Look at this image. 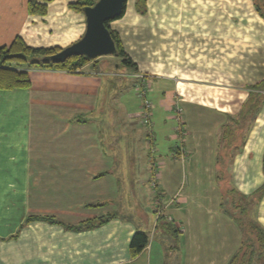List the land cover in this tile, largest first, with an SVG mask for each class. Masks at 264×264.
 Listing matches in <instances>:
<instances>
[{"label": "crops", "instance_id": "0c3cea01", "mask_svg": "<svg viewBox=\"0 0 264 264\" xmlns=\"http://www.w3.org/2000/svg\"><path fill=\"white\" fill-rule=\"evenodd\" d=\"M145 1V12L140 13L135 0H125L122 13L109 21L136 67L117 71L93 61L75 72L32 67L28 87L0 90V160L4 163L0 165V264H166L159 240L149 239L137 255H130L129 242L140 229V220L122 208L123 202L133 199L127 193L137 196L133 200L137 214L147 208L148 176L155 184L159 180L161 195L167 192L163 183L169 184L167 178L162 181L167 165L160 153L149 157L142 151L138 156V124H145L138 115L141 100L134 88L138 75L148 80L153 104L145 124L150 126L147 149L157 152L151 143L163 145L162 135L168 121L175 119L171 112L178 103L185 107L184 124L200 119L204 127L209 126L201 135L207 138L202 149H212L213 163L214 150L228 148L221 137L208 143L212 133L232 121L249 87L264 79V17L255 0ZM27 2L0 0V45L19 35L29 45L64 47L83 33L84 14L69 8L68 0H52L45 15L30 14ZM259 3L264 10V0ZM128 81L138 102L132 98L128 103L122 92L117 96L116 90ZM207 108L215 110L212 119L206 117ZM115 110L125 112L122 120L132 139L130 148L121 149L120 162L114 128L111 131L117 122ZM173 129L176 132V126ZM182 144L185 155L191 149L184 138ZM240 145L229 147L234 150L226 169L232 185L250 193L263 181L264 100ZM175 152L171 150V156ZM126 179L134 189L121 184ZM193 212L191 208L189 214ZM107 214L114 215L89 228L66 225ZM254 216L264 228V195L254 207ZM28 217L35 218L27 221ZM182 223L181 250L189 239V226ZM237 230H231L235 244ZM223 236L225 240L219 238L214 249L225 246L227 233ZM198 242L206 248L205 241ZM212 256L215 264H221L215 251Z\"/></svg>", "mask_w": 264, "mask_h": 264}, {"label": "rangeland", "instance_id": "374dc122", "mask_svg": "<svg viewBox=\"0 0 264 264\" xmlns=\"http://www.w3.org/2000/svg\"><path fill=\"white\" fill-rule=\"evenodd\" d=\"M70 1L74 0H68V2ZM49 46H57L62 48V46H59L58 44ZM98 61L102 68L110 70L114 69L117 71L127 69L126 65H123L120 58L115 55L99 56ZM115 64H118L119 66L117 67L115 66ZM149 80L152 83V78H149ZM131 84V81H128L126 85L118 88L116 90V93H118L117 96H119V94L122 92L125 95V98L129 101L128 103L133 101L132 98H134L135 102H138L139 99L134 95L132 88L133 85ZM179 106L181 107V116H184L183 111L185 107L183 109L181 105ZM206 110H208L206 113V117L212 119L211 116L215 114V110L208 108ZM113 113H115L117 116V122L112 124L114 127L111 126V131L114 128V131H112V136L115 132L114 134H116V137L113 136V138L115 139L114 146L120 162L123 156V154H121V149H124V147L126 149L130 148L132 139L127 136L128 133L126 131L129 129L128 124L123 122L124 119L122 120V118L125 116V112L122 113L121 111L117 112L115 110L114 112H112V114ZM171 114L173 116L175 115L173 108ZM187 115L188 112H186L185 118L187 117ZM183 118H181L182 133L177 134L174 131L173 128L174 126H177V121L173 118V120L168 121V128L165 129V133H163L162 135L163 145H158L157 142L151 143L154 144V147L158 149L157 152L155 149H147L148 135L146 133H149L150 126L141 123L138 124L139 126L137 132L138 134H140V136L136 145H138L137 148L140 149L138 150L139 159L142 157L140 156V153L142 151L145 154H149V157L152 155H154L155 157H157V155L160 156L158 154L160 153L162 159L164 160V163L167 165L166 169H164L165 177L162 181L167 178V183L169 184L166 186L165 183H163L164 188L167 192L161 195L159 194V192H161L159 180L156 181V185L151 176H148V178L150 179V183L148 179L146 183L149 192L148 200L146 202L147 208L142 205L145 208L143 209L144 212L141 211V214L138 213L140 215H144L143 218L137 214V211H135L134 208L136 203L133 200L137 198L135 193H127V195L132 196L133 199H131L128 203L123 202L122 208L123 210L129 211V213L132 214L129 215V217L132 216L134 220H140L138 223L139 228L148 231V237L150 240L155 239L154 241L159 240L161 243H163L165 248L166 264H188L189 261L191 262L192 260L195 261V264H215V258L212 256V253L214 251L217 255L216 259H219L221 264H227L230 257L236 251L242 235L241 229L228 214L229 212H227L225 209L224 205L228 201L226 198L224 199L223 196H221L219 187L223 181L220 180L218 176V171L221 170V172H223V169L220 168V165L221 163L222 165H226L225 162L226 160L228 162L229 158H227L228 156H226V154L224 155L225 152L223 151V149H215V155L213 152V156L215 157V159L213 160V163H211L212 149H202V145L205 146V144H207V138H204L203 136L201 137V135H204L205 130L209 126L204 127L203 122H201L200 119L191 120L190 123L191 125H193L192 128L194 129L189 137L188 134L190 132L189 128L191 127V125L189 122H186L184 124ZM215 118L216 116H214V119ZM224 124L225 123L221 124L217 132L212 133V137L208 140V143H215V139L220 138V133L222 131V127H224ZM172 134H175V136H173V138H170ZM179 135L180 138H184L186 145L190 146L191 149L190 152H186L185 155L184 153H181L180 150L182 149H179ZM181 146L183 147L182 143ZM171 150L174 152L176 151L175 156H171ZM126 161L129 160H127L126 158L125 162ZM138 162L139 165L142 164L141 161ZM3 164L4 163L2 162V160H0V165ZM190 164H193V167H190ZM128 167H130V164L128 165ZM126 181L124 180L121 184L125 187L134 189L133 182H129L127 179ZM230 182L231 184H234L231 180ZM144 183L145 182H142V184ZM223 184L225 183L223 182ZM177 188L178 191H176V194L172 197V192ZM123 194L124 190L121 189L119 198L120 201L123 198ZM144 195L145 194H143L141 200H143ZM183 197H185L186 199L185 202L182 200ZM150 201H154L155 204H153V206L150 205ZM191 208L194 211L192 215L189 214V210ZM159 212L162 213V216L157 219ZM168 216H170V219L167 218ZM176 219H178L179 221ZM167 221L172 227L171 232H168L163 224V222ZM182 222H186V225L188 224L187 226H189L187 228V231H189V239L187 241V245H185L186 249L181 250V248L179 249V247L181 246L179 242H181V231H183ZM173 226L175 229H177V232L173 230ZM234 227H237L239 230V241L236 244L232 240L233 235L231 233V230ZM225 232L227 233L226 241L224 242L225 246H222V248L217 246V249H214L215 242H219V238L220 240H225V236H223ZM207 235H210V237H207ZM198 239L205 241L206 243L209 242V245L213 247L214 251H212L213 249H208L207 247H209V245L207 246V244L204 242L202 243V245L206 248H202L199 245L200 242H198ZM255 246L257 248L256 251H258V253L260 252L261 255H258V258L255 257L254 261H252L251 264H264V254H262L261 248H259L258 244H255ZM226 253L227 257L225 258Z\"/></svg>", "mask_w": 264, "mask_h": 264}, {"label": "trees", "instance_id": "16d2710c", "mask_svg": "<svg viewBox=\"0 0 264 264\" xmlns=\"http://www.w3.org/2000/svg\"><path fill=\"white\" fill-rule=\"evenodd\" d=\"M49 1L51 0H28L27 10L31 14L44 15L47 12V4ZM94 2L95 0H74L68 2V6L76 11L82 12V8L85 5H91ZM259 4V0H255L256 9L261 16L264 17V10ZM145 6V0H135V8L140 13L145 12ZM105 24L116 46L117 53L115 56L120 58L123 65L132 68L136 67L135 62L124 51L118 33L110 28L109 21L105 22ZM59 49L61 48L57 46L29 45L19 35H16L9 44L0 45V90L28 87L30 85L28 69L32 67L64 69L75 72L80 71L81 67L88 62L93 61L95 64L99 63L98 57L88 59L84 55H72L61 62H52L44 59V56L53 54ZM98 67H101L100 64H98ZM249 88L248 95L240 109L234 116H231L232 121L230 123L223 125L224 127H222L220 133V137L225 143L224 146L228 148L223 149L225 152L224 155L226 154V156H228L227 158H231L233 155L234 149H229L231 145L238 148L241 146L240 144L244 143L247 131L264 100V79L252 84ZM77 119L79 120L80 116H77ZM237 143L238 145L235 146ZM225 163L226 165H222V163L220 165L223 172H221V170L218 171L219 179L223 180L222 184L219 186L221 196L228 201L223 205L226 211L229 212L228 214L241 229L242 233L236 251L230 257L227 264H251L255 257L258 258L261 255L260 252L258 253V251H256L257 248L255 244H258L262 254H264V228L254 216V207L264 195V152L262 156L263 181L250 193H243L231 184L230 174L226 169L227 160ZM223 182L225 184H223ZM113 215L114 214L99 215L94 218L85 219L73 226L69 224L66 225L76 229L89 228L102 223ZM161 216L162 213L159 212L157 219ZM33 218L35 217H28L27 221ZM43 219L63 223L52 217ZM163 224L168 232L172 231V227L169 225L168 221L163 222ZM173 230L177 232L174 226ZM148 241V231L142 228L135 230L129 242L130 255L132 257L137 255L147 245Z\"/></svg>", "mask_w": 264, "mask_h": 264}, {"label": "water", "instance_id": "95a60500", "mask_svg": "<svg viewBox=\"0 0 264 264\" xmlns=\"http://www.w3.org/2000/svg\"><path fill=\"white\" fill-rule=\"evenodd\" d=\"M125 0H95L82 8L85 28L81 36L57 52L44 56L45 60L61 62L72 55H84L94 59L104 55H116V46L105 22L118 17Z\"/></svg>", "mask_w": 264, "mask_h": 264}, {"label": "built area", "instance_id": "2783aa9c", "mask_svg": "<svg viewBox=\"0 0 264 264\" xmlns=\"http://www.w3.org/2000/svg\"><path fill=\"white\" fill-rule=\"evenodd\" d=\"M135 90L136 93L141 100V105L140 109L138 112V115L140 117V120L142 123L148 124L150 121V116H151V108L153 106L151 100L148 98V92H149V82L144 78L143 75H138V81L135 85ZM173 111L175 112V119L177 121V126H176V133H182V124H181V107L179 106L178 103H175L173 105ZM180 147L179 149L182 152V154L185 152L184 147L181 146L182 143V138H180Z\"/></svg>", "mask_w": 264, "mask_h": 264}]
</instances>
